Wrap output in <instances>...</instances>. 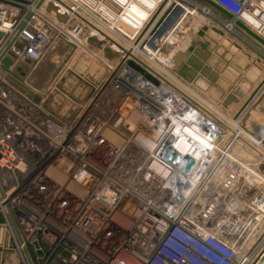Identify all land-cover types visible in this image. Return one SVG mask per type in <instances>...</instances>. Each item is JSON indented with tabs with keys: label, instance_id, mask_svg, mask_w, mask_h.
Here are the masks:
<instances>
[{
	"label": "built area",
	"instance_id": "1",
	"mask_svg": "<svg viewBox=\"0 0 264 264\" xmlns=\"http://www.w3.org/2000/svg\"><path fill=\"white\" fill-rule=\"evenodd\" d=\"M23 1L26 3L0 0V33L3 34L0 52L12 40L9 58L15 63L41 60L53 31L71 44L83 34L96 36L107 40L119 55L115 64L110 65L99 51L86 47L87 52H95L91 53L93 56L99 54L97 59L112 78L99 84L89 104L76 116L43 113L40 98L37 102L25 99L31 104V114L20 104L9 106L7 101L0 100V177L3 183V174L11 179V184L2 188L4 199L0 198V211L6 219L2 205L6 201L22 238L19 248L28 251L32 264H251L247 261L250 251L239 259L237 248L218 237L219 233L209 222L214 217V207L196 211L201 205L194 203V197L190 201L196 190L210 185L217 170H225L223 181L230 182L234 175L238 176L237 161L221 151V144L209 163L176 151L173 144L178 145L184 129L192 126L181 119L185 113L195 116L188 103H182L181 116L176 117L181 121L178 125L165 117L166 110L156 116L138 104L140 97H144L167 109L165 101L154 95V91L164 90L161 79L145 65L149 57L158 64L161 61L149 56L146 46L151 45L156 54L161 51L164 37L160 29L180 2L163 5L161 0L155 4L153 23L145 36L139 40L142 25L134 32L137 39L132 40L129 35L133 27L126 33L118 23L113 27L111 20H128V8L139 0H92L93 5L77 0L80 12L60 7L59 12L68 15L66 24L45 12L51 0H45L40 8L36 7L39 0ZM210 1L234 19L246 21L250 26L253 20L259 29L264 28V0ZM171 6L172 10L157 27ZM222 24L232 23L224 19ZM128 25L129 22L123 26ZM259 29L257 33L262 36ZM118 38L124 49L115 46ZM125 52L132 56L127 57ZM129 61L136 69L128 66ZM120 78L137 91L117 89L114 85ZM117 92L120 100L115 98ZM172 92L175 100L182 99L178 92ZM19 95V100L24 101V96ZM113 100L132 103L127 119L121 117L118 104L111 105ZM133 114L143 115L157 124L162 121L164 127L155 130L158 134L154 137V130L143 127ZM202 121L207 122L205 118ZM123 123L129 124L133 132H120ZM219 129L220 133L224 131L223 127ZM213 133L214 136L207 135L215 137L211 139L215 142L218 132ZM210 151L207 153L211 157ZM170 154L172 158L168 157ZM155 164L160 166V171L154 170ZM188 164L185 171L183 168ZM210 173L211 176L207 175ZM223 187L227 189L224 184ZM172 188L179 193L174 194ZM188 189L193 193L185 197ZM225 194L217 193L210 201L223 202L227 199Z\"/></svg>",
	"mask_w": 264,
	"mask_h": 264
},
{
	"label": "rangeland",
	"instance_id": "2",
	"mask_svg": "<svg viewBox=\"0 0 264 264\" xmlns=\"http://www.w3.org/2000/svg\"><path fill=\"white\" fill-rule=\"evenodd\" d=\"M160 1L161 0H156V5ZM178 1L180 3H183L185 6L191 8L192 10H195V11L191 12V13H189V12L187 13V11H186V13L183 16L179 13V14H177L176 18L173 19L175 21L167 18V21L165 22V24L162 27L163 29H160L161 30L160 33L162 34L161 37H164V40H163L164 45H163V48L161 47V49H160L161 51H159V53H157L158 54L157 56H159V57L161 56L162 58L164 57L168 60L165 63V65H166L167 69L169 71H171L174 74V76H176L177 75V72L175 69L177 67L176 57L180 56L182 51H186L187 47H185V46H189L191 40L200 41V43L198 45L199 48L202 50L208 49L209 53H211L206 58L205 63L208 65V67L210 65L211 69L215 70L219 74L218 78H216L217 80H215V82L212 83L209 86V88H207L206 86H202L201 88H198V87H195L194 85H192L190 83H187V81H185L181 76L180 77L176 76L177 79L183 81L185 83L186 87L190 88L191 90H194L197 95L199 94V96H201L202 99L205 100V102H207L212 107H214V109L215 108L218 109L219 112L222 111L221 113L224 114L225 117H227V119L229 121H231V122L233 121L234 123H236V125L238 126V127H235L236 130H238V128H240L241 126H244L247 129V131L254 132L255 134H257L259 136V138L261 137V139H264V94H263L264 86L259 91V93H257L255 98L251 101L250 105L253 106V108H251L249 110L248 115H246V117L244 115L239 119L237 118L236 120L233 119V116L235 115V113L239 109L234 111L232 114H229L227 112V109L222 108L218 103H215V105H214V103H212V100L209 98L210 96H214L213 91L215 89L220 90L222 93V91H227V90L232 89L234 86H238L237 83L243 84V85H245L244 83H248L247 86L249 88L253 87V90H255V88L258 86V84L264 78V71L263 72L259 71L256 76L249 75L248 72L251 70L249 67L250 65H248L249 61L246 60V58H244V63H243V65H241L239 58L243 57V55L240 52L236 51V49L234 47H232L231 44L229 45V44L225 43L224 40H222L218 36H215V35L212 36L211 35V38L209 39V43L203 42L196 35V31H197L196 29L198 28L197 26L198 25L200 26L204 22V20H207V18L209 17V19H211V20L218 19V21H220V23L216 22L214 20L213 21L215 23H217V25H219L221 28H223L222 21L224 19L222 17L218 18L219 15L218 14L216 15L214 13H212L210 16L211 10L207 7L205 8V6L202 3L197 2L196 0L191 1L194 4L193 6H191L190 4L185 3L183 1H180V0H178ZM165 3H166V1H165ZM203 7L205 8L206 12H202L201 14L195 15L196 12H201V8H203ZM172 8L173 7L171 6L170 9L167 10V12L165 14H163L164 16H162V19H161V21L157 27H159V25L162 23L164 17L172 10ZM181 8H182V6H181ZM153 9L154 8H152L150 6V4L145 2L144 6L141 8V10L138 11L137 16H139V18L144 16V18H146L149 16V14H152L151 11ZM134 19L136 21L139 20L136 17ZM192 21H194V22L191 23ZM133 24L134 23L131 22V26H134ZM175 24H177V25H175ZM230 25H228V27H230ZM133 31L134 30L132 29V32ZM238 32L240 33V31H238ZM263 32H264V29H263ZM51 36H52V39H51V43L49 44L50 46L47 47L45 54H44L45 59L41 63H39V62H38V64L34 63L35 65L32 68L33 71L31 73L32 77L28 78L27 86H31V87L41 91L42 95H40V101H38L39 106H41V108H42V109H40L41 111H43L45 113L50 112L51 114L54 113L56 116H59V117H63L64 115H66V116L71 115V117H73V116L78 115L80 109L83 108L82 105L89 104V100H91L97 92V88H98L99 84L93 85V88H94L93 89L94 91H93L90 87V86H92L90 82L94 83V82H96V79H98V78L103 79V77H105V75L107 74L106 71L108 69H107V67L105 68V66H102L101 63L99 62V60L92 55L96 52L95 51L96 49L93 50L95 52H91L92 54L87 52V51H82V50L79 51L78 50L77 53H73V54L68 55V48L64 44L63 40H60L57 38L58 34H56V32L53 31ZM131 36L133 37L134 35H131ZM185 36L187 37L186 39H185ZM233 37H235V36L233 35ZM243 37L248 38L245 35H243ZM179 40H185V41L179 43ZM242 40H241V38L239 39V37H237V38L235 37V42L238 45L240 44L241 48H244V47L247 48L248 47L255 55L261 57V59L264 61V54H263V52H261L260 50L257 49V47H256L257 44H255L253 41H252V43L249 44L248 41L245 42V40H243V41ZM253 44H255V46ZM50 47H53V49H51ZM258 48H259V46H258ZM149 50L151 52H153L152 48ZM118 57H119V55L115 59H112V62L110 64H112L114 61L116 62ZM170 60H172V61L170 62ZM64 61H65V63H63ZM232 61H234V62H232ZM173 63H174V65H173ZM31 64H33V63H31ZM232 64L235 65V68L234 67H231L229 69L226 68L227 65L232 66ZM58 68H60V71H58ZM171 68H173V70L175 72L170 70ZM232 73H235V74L231 75ZM229 75H231V76H229ZM52 76H53V78H52ZM3 77L4 76L2 74H0V83L3 84L4 86H6L5 79ZM239 78H241L242 81L240 79V81L238 82ZM223 80H224V83L221 82ZM21 89L22 88L20 85L19 88L17 90H15L16 92H14V90H12V91L10 90V91L14 92L17 97L20 96L18 93H22L24 96L25 95L29 96L31 94L28 91H25L26 93L24 92L25 93L24 94L23 92H21L22 91ZM23 98H24V102H26L25 99H27V100L29 99L26 96ZM0 100H4V96H2V99H0ZM30 101L34 102V99L30 98ZM84 103H86V104H84ZM8 105H9V103H8ZM228 124L230 126V123H228ZM241 136H242V134H241ZM227 137H228L227 140L220 147L221 151H223L225 153L226 152L228 153L231 145L234 143V140L236 138L233 136V134L232 135L229 134V136H227ZM243 137L245 138V136H243ZM247 141L251 142L252 147L256 148L259 151V153H261L260 160L257 156H255V157H257L258 159L254 158V157H252L251 159L254 162L256 161L255 162L256 166H258V167L263 166L261 168L260 173L257 175L254 184L256 187H259V188L261 187V189H263V191H264V145L260 144V142L257 139H255L253 136H250V135H249V139H247ZM216 159L219 160V155L216 156ZM207 175L211 176V173L207 174ZM214 176H215V174H213L211 178H213ZM211 178H209V179H211ZM215 180H216V178H214V180L211 179L209 182L212 183ZM250 188L248 190H250ZM206 189L207 188H204V185L202 187H200V189L196 190L194 192V194L190 197V201H191V199H193V197H194V201L199 200L198 199L200 196L199 194H201V192L203 190L206 191ZM220 192H222V190ZM231 192L233 194V191H231ZM247 193H248V191H247ZM228 194H229V192H228ZM190 195H191V193L188 196H190ZM235 200L238 201V203L243 204V206L247 207V209L241 210V213L244 212L247 214H245L244 216L242 215V217H244V218L238 219L237 220L238 222L236 220L234 221V219H233L234 222H232V225L240 223L239 224L241 226L240 231H242V230L244 231V229H242V226L243 225L245 226L246 224H248L249 226L254 225L253 226L254 232L257 231V229L259 230V229L264 228L262 226V225H264V217H263V215H261L259 210H257V208L254 209L252 207V205L250 206V204H248V202L245 201L246 199L243 198L242 195L236 196L234 198V200L232 199L231 201L234 202ZM248 208L250 210H248ZM257 221H262L263 224L262 225L258 224ZM216 222L217 221H214V223H215L214 225L218 228V226H217L218 222L217 223ZM248 225H247V227H248ZM254 232L252 233V237H250L251 235L247 236V235H245V233H242L240 238H241V240L243 239V241L246 242V245L244 242V243H242V246H245L247 248H249V246L247 244H248V242H250V240L253 239L256 242L255 243L256 245L254 244L252 246V249L250 250V253H249V254H251L255 248H258L257 249L258 251L255 253L256 254L255 258H256L259 250L262 247H264V233L261 235L260 233L258 234L256 232L254 234ZM256 236H258L260 239H258V237H256ZM237 239H239V238L237 237ZM14 258H16V257H14ZM255 258H254V260H255ZM24 263H25V261H24Z\"/></svg>",
	"mask_w": 264,
	"mask_h": 264
},
{
	"label": "bare ground",
	"instance_id": "3",
	"mask_svg": "<svg viewBox=\"0 0 264 264\" xmlns=\"http://www.w3.org/2000/svg\"><path fill=\"white\" fill-rule=\"evenodd\" d=\"M51 1L53 3H56L57 6H59V7L62 6L64 8H66L68 11H71V9H74L76 11L77 8L80 7L77 4L78 2H76L75 0H74L75 2H73L72 0H70V1H68V0H51ZM165 1L167 4L168 2H172L173 0H163L162 1L163 5L165 4ZM174 1H177V0H174ZM77 11H79V10H77ZM82 16H84V15H82ZM152 19H154V15H152L150 18H148L147 23L144 25V29L139 36V40H141L143 38V36H145V33L148 31L149 27L152 25V23H153ZM132 21L134 22V20H132ZM206 23H208V21ZM82 36L87 37L88 35L83 34ZM82 36H80L79 40H76V42L74 41L75 42L74 44H76V45L73 44L75 46V49H77L78 46H81L83 44V42L85 41V39ZM131 38H132V40L137 39L135 37V35ZM115 41L113 40V42H115ZM67 43H69V42H67ZM114 44L118 49H124L120 46V44H118L117 41ZM86 47L87 46H84V48H86ZM186 47H188V46H186ZM146 48H147V50H146L147 53L150 54L149 56L157 57L158 60L161 61L159 56H157L158 54L154 53V51L151 52L149 50L150 49L149 46L148 47L146 46ZM145 54H146V52H145ZM145 63H146L145 65L147 66V68L151 71H154V74H156L161 79V82H162L161 88L164 90L159 91V93L154 91V95H156V97L158 96L159 98H161L163 102L165 101V103L167 105V109H165V108L163 109V108L159 107L158 105L153 104L150 99H148V98L144 99V97H140L138 104L143 106L146 109L148 108L156 116L162 115L164 113V111L166 110L165 114H167V115H165V117H170L171 121H173L174 124H176V125H178L177 122H181L176 117H178V115L181 116L180 113L182 111V107L184 106L182 104L183 102H186L190 105L191 112L194 113V115H195V116H192V114L189 115V113L188 114L185 113L184 117L181 119L182 121H187L192 126H187L184 129V132L181 135L182 140L178 145L175 143L173 144V146L176 147V151H179V154H184L187 156H188V154H190L191 157L194 156L193 159H195V160L197 159L198 162L200 160L202 163L204 161H206V162L208 161V163H209L211 161L210 158L214 157V155H215L214 151H216V149H219L218 148L219 146H217V145L218 144L222 145L223 142H225L228 138L227 137L228 133L223 131L225 133L224 134L223 132L220 133L221 131L220 132L218 131V130H220L219 127H223V128L228 127V129L230 130L229 133L233 134V136L236 137L234 140V143L231 145V147L227 153L228 155H226V156L233 161H237V164H238L237 166L239 167L238 169L240 170L237 173L238 176L234 175V179L231 180L230 182L223 181L222 174L225 173V170H222V171L217 170V173L213 177V180H214V178H216V180L214 182L210 183V185L207 184L205 186V188H208V189H206V191H204V192L203 191L201 192V194H200L201 197L199 196V198H198L199 200L195 201V203L197 202L198 205H201L199 207V209H197L196 211H199L201 207H204L203 211H206L207 210L206 208L214 207V209H215V211L213 213L214 217L212 218V220L210 219L209 222H211V225L215 224L214 221L218 222V224H217L218 228L215 225L214 226L212 225V227L215 228V231L217 232V234L219 233L218 237L224 239L231 246L236 247L238 250V254L240 255L239 259H241L246 253H248L252 249V246L256 242L253 239L250 240V242H248V244H247L249 246V248H247L245 246H242V243H244L245 241H243V239L241 240L240 237H241L242 233H245V235H247V236L251 235L250 237H252V233L254 232V227H253L254 225L253 226H249L248 224H246L245 226L243 225L244 227L242 226V229H244V231L243 230L240 231V229H241V226L239 225L240 223L232 225V222H234L235 220L237 221L238 219L244 218V217H242V215L244 216L247 213H244V212L241 213V210L247 209V207L243 206V204L238 203V201H236V200L234 202H232L231 200L232 199L234 200V198L236 196L242 195V197L246 199L245 201H247L248 204H250V206L252 205V207L254 209L257 208V210H259L261 215H263V217H264V191H263V189H261V187L260 188L256 187L254 184L255 179H256L257 175L260 173L261 168L263 166L262 167L256 166V164H255L256 161L254 162L251 159L252 157H254V158L258 157L260 160L261 153H259V151L256 148L252 147L251 142L247 141V139H249V135H250V136H253L255 139H257L260 142V144L264 145V139H261V137L259 138V136L257 134H255L254 132L247 131V129L245 127L243 128V126H241L240 128H238V130H236L235 127H238L236 125V123H234L233 121L232 122L229 121L227 119V117H225V115L221 113L222 111L219 112L218 109H216V108L214 109V107H212L210 104L205 102V100H203L202 97L199 96V94L197 95L194 90H191L190 88L186 87L185 83L183 81L177 79V77L174 76V74L167 69V67L165 65L166 62L161 61L158 64L157 62H153L151 60V58L149 57L145 60ZM118 82H117V84L114 85L117 87V89L121 88L122 91H125L128 93L133 92V91H137V89H135L134 87L127 85L122 78H120L118 80ZM120 85H122L123 87H120ZM141 85H142V83L139 82L138 86H139L140 90L142 88ZM171 89L173 91L179 93L178 95L181 96V98H182L180 101L175 100V98H174L175 96H173L174 93L172 92ZM109 94H110V92H109ZM118 94L119 93L117 92V96H118ZM2 96H4L5 101H8L9 106L10 105L12 106L13 104H16V105L20 104V107L24 108L23 110L27 114H29V113L31 114L33 112L32 108H31V104H29V105L27 103L24 104V101L19 100V98L16 96V94L14 92H11L6 86H4L3 84L0 83V99H2ZM111 98H112V96H111ZM115 98L120 100L119 96L115 97ZM117 104L121 108V112H120L121 117L123 119H124V117H125V119H127L128 113H130L131 109H133L132 103L130 101H127L125 103L123 102V104H122L118 100H117V102H115L113 100L111 103L112 106L117 105ZM192 104H194L195 107ZM192 110H194V111H192ZM43 113H45V112H43ZM133 118L137 119L136 121L140 122V124H142L143 127L152 128V130H154V134H153L154 137L158 134V132H156L157 129L161 130L164 127V122L161 121V123H159V124L154 123V122H150L143 115L141 117L137 114H133ZM204 118L207 120V122L202 121V119H204ZM163 120H164V118H163ZM136 121H134V122H136ZM215 122H217L218 125L215 124ZM227 122L230 123L231 127L229 126V124ZM126 123H127V121H126ZM126 123H123L120 125L121 126L120 132H122L124 134H127L131 131L130 126H128L129 124H126ZM209 125H211V126H209ZM215 130L218 133L216 135L215 142H212L211 139L215 138V137H212V136H214L213 131H215ZM131 132H133V130ZM207 134H211L212 136L207 135ZM241 134H242V136H241ZM243 136H245L246 139ZM217 138H219V139H217ZM202 149H204V151H202ZM208 149H211V151H210L211 157L207 153ZM255 156H257V157H255ZM159 167L160 166L155 164L154 170L160 171L161 169ZM215 182H216V184H215ZM2 183H3V180L1 182V178H0V184H2ZM223 184L229 190V194L226 191L227 189H225L223 187ZM214 185H215V187H214ZM249 188H250V190H248ZM221 190H222V192H220ZM191 191H192L191 189H188L186 191L185 197L188 196L191 193ZM230 191H233V194ZM247 191H248V193H247ZM172 192H174V194H176V193H179V190L173 189ZM215 192H216V194L220 193V195L222 193H226L225 198H227V199L229 198L230 200L228 202H227V199H225L223 202H222V200H221V202L219 200H218L219 202H217L215 199L210 201L211 197L212 198L217 197ZM219 198L220 197H218L217 199H219ZM248 210H250V209L248 208ZM193 213L196 214L195 212H193ZM216 216H217V218H216ZM221 218L223 219L222 221L220 220ZM233 219H234V221H233ZM257 223L261 224V225L263 224L262 221H257ZM247 225H248V227H247ZM262 226L264 227V225H262ZM234 229H236V230H234ZM233 232H235V234H232ZM255 232L258 234L260 233L262 235L264 233V228L259 229V230L257 229V231H255ZM255 232H254V234H255ZM237 237L239 239H237ZM256 237H258V236H256ZM258 239H260V238L258 237ZM245 245H246V242H245ZM257 249L258 248H255L252 251V253L250 254L251 255L250 258L247 259V261L251 264H258L263 253H264V247H262L259 250V252L257 253L258 255L255 258V255H256L255 253L258 251ZM254 258H255V260H254Z\"/></svg>",
	"mask_w": 264,
	"mask_h": 264
},
{
	"label": "crops",
	"instance_id": "4",
	"mask_svg": "<svg viewBox=\"0 0 264 264\" xmlns=\"http://www.w3.org/2000/svg\"><path fill=\"white\" fill-rule=\"evenodd\" d=\"M75 1L77 2V0H75ZM85 2L88 3L89 5H93V1L92 0H85ZM145 2H147L148 4H150V6L152 8H154V6L156 4V0H139L137 3H132V4L130 3L131 6L128 8V12H127V14L129 15L128 16L129 18H128V20L127 19L124 20L126 23H124V21H122V19L121 20L119 19L120 20L119 22L118 21L117 22H114V21L111 20L112 26L114 27L118 23V24H120L119 25V28L123 32H126V33H128L130 31L131 27H133L134 28V31L133 32H130V35H129L130 38H131L132 37L131 35H135V33H134L135 30L137 28H139V26L145 25L147 23L148 18H150L153 15V13L151 11L152 14H149V16L146 17L147 19L144 18V16L141 17V18H139V16H137L138 11L141 10V8L144 6V3ZM185 3H188L191 6L194 5L193 2H189V1H185ZM55 6H57V5H55ZM181 6H182L183 9L181 8ZM186 11H187V13L188 12L191 13V12H194L195 10H192L191 8L185 6L183 3H180V5H178V7L173 11V13L168 18L173 20V19L176 18L177 14L180 13L183 16L186 13ZM202 12H206L205 11V8L202 9L201 12H196L195 15L196 14H201ZM212 13H214V14L217 15V13H215L212 10L210 12V16H211ZM50 16H52V15H50ZM135 17L139 19L138 20L139 22L134 19ZM132 20H134V22ZM213 20L220 23V21H218V19H213ZM213 20L209 19V17H208L207 20H204V22L200 26L198 25L197 27L198 28L201 27L207 21H208V23L213 24V22H214ZM173 21H175V20H173ZM194 21H192L191 23H193ZM128 22H129V25L127 27L126 26H123L124 24L127 25ZM131 22L134 23L133 24L134 26H131ZM177 24H175V25H177ZM243 24L246 25L247 24L246 21H243ZM250 24H251V26L250 25H246V27H248L251 31L254 30L253 32L256 35H258V33H257V29H259L258 28V24L256 22H254L253 20L250 22ZM232 26H233V24H231L230 27L223 26V29L227 33L234 35L236 38L239 37V39L241 38V40L242 39L245 40L246 38H243L239 33L233 32ZM198 28L196 30H198ZM161 29H163V28H161ZM263 29H259L260 31L258 30V32L264 37ZM207 33L209 35H212V36L214 35V33L213 34L212 33L210 34V32H207ZM258 36L261 39L264 40V38L262 36H260V35H258ZM57 38L60 39V40H63L64 44L67 46V48H68V55L73 54V53H77L78 50L79 51L80 50L86 51V48H84V46H87V47L89 46V45L86 44V41H84L81 46H78L77 49L72 50L69 47V45L67 44V40L63 39L62 37L60 38L59 36ZM186 38L187 37L185 36V39ZM116 41L118 43H120V46L122 48H124V44H123V42L119 38ZM184 41L185 40H179V43L184 42ZM246 41H248L249 44L252 42L249 38H248V40H245V42ZM253 45L255 46V44H253ZM151 47L152 46L149 45V48L150 49H151ZM256 47H257L258 50H260L261 52L264 53V50L261 47H259V48H258V46H256ZM50 48L53 49V47H50ZM89 48H91V47L89 46ZM111 51H113V49ZM243 54L246 55L245 53H243ZM97 56H99V54H97ZM97 56H94V57L97 58ZM100 56H101V54H100ZM101 57H103V56H101ZM159 58H160V60L162 62L163 61L164 62H167L168 61L164 57L162 58L160 56ZM44 59L45 58H44V55H43V58L41 60L37 61V62H31V61H28V63L16 62L15 67L13 69H11V74H6L3 70H0V74H2L4 76L3 78L5 79V83H6L7 88L9 90H11V91L14 90V92H16L15 90H17L19 88V86L21 85V88H22L21 89L22 90L21 92H23V93L25 91L30 92L31 94L29 96H27V95H25V96L28 97V98H33L34 101L37 102L38 99L40 98V95H42L41 94V91H39L38 89H35V88L31 87V86H27V81H28V78L29 77H32L31 73L33 71L32 68L34 67V65L36 63L38 64V62L39 63L43 62ZM239 61L241 62V65H243V63H244V57L239 58ZM30 62L33 63V64H31ZM108 62H112V61H108ZM176 62H177V67L175 69H176V72H177V76H179V77L181 76L185 81H187V83H190V84H192V85H194L195 87H198V88H201L202 86H206L207 88H209V86L212 83H214L215 80H217L216 78H218V76H219V74L215 70H212L211 69V66L210 65L208 67V65L205 62L199 61V58L198 57H196V58L193 59L192 58V55H190L189 53H186V51L181 52V55L176 57ZM189 62H190L191 65H194V66H197L198 65V70H193V68L191 66H189V64H188ZM232 62H234V61H232ZM63 63H65V61ZM112 64H115V61ZM112 64H110V65H112ZM231 67H234L235 68V65L234 64H232V66L227 65L226 68L229 69ZM60 68H58V71H60ZM250 69L251 70L248 72V74L249 75H252V76H256L257 73H258L257 68L252 67ZM106 72H107V74L105 75V77H103V79L98 78V79H96V82H94V83L90 82L91 85H92V86H90L92 90L94 89L93 88V85L100 84V83H104L107 80L109 81L112 78L111 73L108 72V71H106ZM233 74H235V73H232L231 75H233ZM231 75H229V76H231ZM52 78H53V76H52ZM240 79L241 78H239L238 82L240 81ZM241 81H242V79H241ZM221 82L224 83V80L221 81ZM237 84H238V86H234L232 89L227 90V91H222V93H221L220 90L215 89L213 91L214 96H210L209 97L212 100V103H214V105H215V103H218L222 108L227 109V112L229 114H232L234 111L238 110L243 105V102L246 99H248V96L251 94V92L253 90V87L252 88L251 87L249 88L247 86L248 83H244L245 85L239 84V83H237ZM19 94H22V93H19ZM89 102H90V100H89ZM84 104H86V103H84ZM86 105H82V107L85 108ZM83 108H81V109H83ZM226 129L224 128V132L228 133L227 136H229V134H231V133H229L230 130H228V129L226 130ZM2 177L4 178L5 182L2 183V184H0L1 185V188H4L6 186H9L11 184L10 176H8L6 174H3ZM0 246L3 249L6 250V252L0 251V264H22V263L23 264H26V261L24 263V258H23L22 251L19 248V244L17 242L16 235L14 233L13 228L11 227V225L9 224V222L7 220V216H6V222H5V224L0 225ZM14 257H16V258H14Z\"/></svg>",
	"mask_w": 264,
	"mask_h": 264
},
{
	"label": "water",
	"instance_id": "5",
	"mask_svg": "<svg viewBox=\"0 0 264 264\" xmlns=\"http://www.w3.org/2000/svg\"><path fill=\"white\" fill-rule=\"evenodd\" d=\"M17 1L26 3L23 0H17ZM44 1L45 0H39L38 3L36 4V7L40 8V6L43 4ZM196 1L202 3L205 7L209 8L211 11L213 10L215 13H217L219 16H221L227 22H229V23L231 22L233 24L234 28H236L243 35H245L251 41H253L255 44H257V46L261 47L264 50V40L263 39H261L253 31H251L248 27H246L241 21L234 19L230 13L225 11L223 8H221L219 5H217L215 2L210 1V0H196ZM177 7H178V5H176L173 10H175ZM173 10L170 14L173 13ZM59 11H60L59 6H55L52 1H49L46 8H45V12L48 15H52V17L57 22L66 24V21L68 19L67 13H61ZM207 32H210V34L214 33L215 36L220 37L222 40H224L225 43H227L229 45L231 44V46L234 47L236 49V51L240 52L243 55V57L249 61L248 65H250L249 66L250 68H252V67L257 68L258 72L264 71V61L259 56L255 55L248 47L247 48H245V47L241 48L240 45H238L235 42V38L233 37V35L227 33L223 28H221L215 22H213V24L204 23L196 31V35L203 42L209 43V39L211 38V35H209ZM83 38L85 39L87 45H89L92 49H94V50L96 49L97 51H99L101 56H103V58L106 59L107 61H112V59H114L118 56L116 51H111V48L109 47L107 40H99V39H97L96 36H88V37L83 36ZM2 40H3V34L0 33V45L3 42ZM12 43H13V41L10 40V42L8 44H6L3 47L2 51L0 52V69L3 70L6 74H11V69H13L16 65V63L13 61V59L9 58V56H10L9 55V49H10ZM199 43H200V41H198V40H191L190 45L186 48V53H189L190 55H192L193 59L198 57L199 61L206 62V58L211 53H209L208 49H205V50L200 49L198 46ZM67 44L69 45V47L72 50L75 49V46L73 44H71V43H67ZM243 53H245L246 55H244ZM124 54L127 57L132 56L128 52H125ZM188 64H189V66H191L193 68V70H198V65L197 66L191 65L190 62ZM128 66L136 69V66H134V63L132 61L128 62ZM263 86H264V78L261 80V82L255 88V90H253L251 92V94L248 96V99H246L243 102V105L235 113V115L233 116V119L236 120L237 118L239 119L244 115H245V117H246V115H248L249 110L251 108H253V106L250 105L251 101L255 98L257 93H259V91L262 89ZM263 94H264V92H263ZM243 128H244V126H243ZM227 129H228V127H227ZM217 139H219V138H217ZM168 157L172 158L173 155L170 154V155H168ZM188 168H189V164L185 165L183 169L185 171H187ZM0 198L4 199V193H3V190L1 188V185H0ZM2 205H3L4 210L6 212L7 220L14 230V233H15L16 238H17V242H18V244H21L22 238H21L19 229L16 225V222L14 221L12 211L6 205V201L4 203H2ZM5 222H6V219L3 215V213L0 211V225L5 224ZM0 251L6 252V250L3 249L1 246H0ZM22 254H23L24 261H26V264H32V260H30L28 251L25 248L22 250ZM258 264H264V253H263Z\"/></svg>",
	"mask_w": 264,
	"mask_h": 264
}]
</instances>
